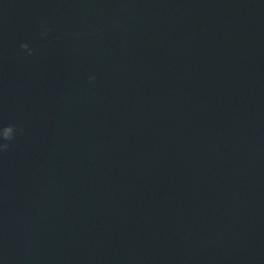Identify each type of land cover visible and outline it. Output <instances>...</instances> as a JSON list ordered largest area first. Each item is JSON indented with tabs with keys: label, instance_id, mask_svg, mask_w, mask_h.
<instances>
[{
	"label": "water",
	"instance_id": "95a60500",
	"mask_svg": "<svg viewBox=\"0 0 264 264\" xmlns=\"http://www.w3.org/2000/svg\"><path fill=\"white\" fill-rule=\"evenodd\" d=\"M0 264H264V0H0Z\"/></svg>",
	"mask_w": 264,
	"mask_h": 264
},
{
	"label": "clouds",
	"instance_id": "9594fccd",
	"mask_svg": "<svg viewBox=\"0 0 264 264\" xmlns=\"http://www.w3.org/2000/svg\"><path fill=\"white\" fill-rule=\"evenodd\" d=\"M21 47L25 50H27L29 52V55L32 54L31 50L28 49V45L24 44L21 45ZM14 135H15V128L14 126H6L3 129V134H2V138L4 141H6L3 145H2V150L6 151L9 148V143H7L8 141H11L14 139Z\"/></svg>",
	"mask_w": 264,
	"mask_h": 264
}]
</instances>
